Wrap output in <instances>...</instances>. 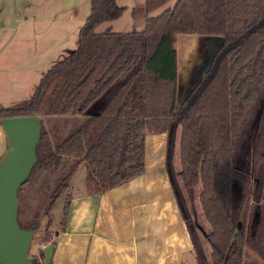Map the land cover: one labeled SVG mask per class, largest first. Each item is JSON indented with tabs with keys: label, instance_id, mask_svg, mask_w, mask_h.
Masks as SVG:
<instances>
[{
	"label": "trees",
	"instance_id": "16d2710c",
	"mask_svg": "<svg viewBox=\"0 0 264 264\" xmlns=\"http://www.w3.org/2000/svg\"><path fill=\"white\" fill-rule=\"evenodd\" d=\"M170 1L145 0L146 16ZM123 12L116 0H90L75 50L41 76L28 100L0 107V119L31 115L82 119L60 141L54 136L48 139L41 129L38 160L32 170L37 166L59 169L71 161L62 169L46 211L82 164V193L109 189L141 174L146 133H166V170L197 264H258L245 260L250 238L244 224L238 227V216L241 206L245 213L251 208L245 193L250 167L255 164L253 143L261 140L264 127V0H175L171 8L147 17L141 31L96 32L99 25L119 19ZM179 34L224 40L205 74L176 110L174 38ZM194 48L191 44L185 50L183 77H188L192 63L199 60L196 53L189 57ZM257 105L261 111L254 129L256 137L254 134L251 139L249 116ZM177 134L178 170L172 165ZM50 140L57 143L48 150ZM177 176L189 194L200 185L198 201L207 230L195 216L193 222L188 219ZM257 177L250 193L261 200L263 167ZM73 195L64 199L60 229ZM49 223L45 241L51 238ZM194 226L201 229L210 246L209 258ZM30 227L37 231L40 225L36 222ZM259 237L264 245V213Z\"/></svg>",
	"mask_w": 264,
	"mask_h": 264
},
{
	"label": "crops",
	"instance_id": "0c3cea01",
	"mask_svg": "<svg viewBox=\"0 0 264 264\" xmlns=\"http://www.w3.org/2000/svg\"><path fill=\"white\" fill-rule=\"evenodd\" d=\"M126 1L116 0L124 12L112 23L118 22L128 11ZM89 2L27 0L23 3L25 8L21 14L11 10L14 3L8 4L7 12L3 6L1 13L10 14L9 17L17 24L32 21L61 23L56 29V37L63 38L71 33L78 34L89 14ZM6 3L7 0H4L3 5ZM106 30L125 33L121 27L117 31L111 27ZM174 40L177 110L203 76L198 75L203 69L199 66L197 68L201 70L196 76L192 71L188 77L182 76L180 66L185 50L191 44L197 49L203 44L207 47L202 49L210 48L211 43L216 45L219 40L182 34L176 35ZM197 55L199 57V53ZM144 144V171L141 174L109 189L73 195L67 203L64 227L55 230L52 246L42 250L39 264H190L192 253L196 260L191 235L166 170L167 135L147 132ZM5 148L6 140L0 126V157ZM172 165H180L178 134L172 152Z\"/></svg>",
	"mask_w": 264,
	"mask_h": 264
},
{
	"label": "rangeland",
	"instance_id": "374dc122",
	"mask_svg": "<svg viewBox=\"0 0 264 264\" xmlns=\"http://www.w3.org/2000/svg\"><path fill=\"white\" fill-rule=\"evenodd\" d=\"M27 0H7L3 5L4 0H0V107H13L22 104L30 98L34 88L38 84L41 76L51 68L56 62L68 56L76 48L77 33H71L70 36L63 38L56 37V29L61 23H48L40 21H32L26 23H15L11 19L10 14L1 13L3 6L6 7L9 3L13 4L12 11H19L21 14L24 11L23 3ZM129 4L128 11L116 23L107 22L99 25L96 32L100 33L111 27L113 31H117L119 27L124 29V32L141 31L144 28L145 20L147 17H155L167 8H171L175 0L146 16L145 14V0H127ZM19 3V4H18ZM122 3V2H121ZM10 8V7H9ZM13 17V16H12ZM201 39H207L208 36H198ZM219 42L211 43L210 48L203 44L198 49H190L189 57L193 54L199 53V62L193 64L191 71L197 74V71H202L198 74L200 77L207 70L211 63L212 53L218 50V47L223 43V37H211ZM206 41V40H205ZM208 46L210 42L207 43ZM201 48V50H200ZM220 48V47H219ZM175 49V40H174ZM211 49V50H210ZM176 52V51H175ZM184 56L181 58L183 65ZM180 62V59H178ZM181 68V66H180ZM197 75V76H198ZM199 77V78H200ZM261 106L257 105L249 116L251 127L249 129L251 139L253 135L256 137L257 121L260 115ZM42 130L47 134V138L51 139L53 136L57 141H60L63 136L68 134L73 128L74 124L82 119L75 117H57V116H41ZM261 140L253 143L255 164H253L251 176L249 178L248 191L245 196L249 198L251 208L246 213L244 206L239 210L238 227L244 224L246 234L250 240L246 246L245 260L247 263L264 264V245L260 244V237L258 238L259 223L264 213V199L255 200L254 179L257 177L260 168L264 169V127L261 128ZM57 141L50 140L48 150L53 149ZM71 163L67 160L64 166L59 169H53L46 166H37L29 175L27 182L20 186L18 189L19 196V209L18 220L23 228H31L33 223H39L40 228L34 233L30 241L28 254L34 257L36 264H39L42 250H48L53 243V235L55 230L60 229L59 221L63 216V207L65 198L68 194H77L85 189L83 178L85 175L84 164L80 165L74 174L70 184L66 187L62 195L48 209V204L51 201V195L55 185L61 177L62 169L66 168ZM263 165V166H262ZM176 170L180 166H174ZM64 171V170H63ZM180 184V189L183 201L186 207L187 216L190 222H193L194 216L203 230H207L208 224L203 214L202 208L198 201V193L200 192V185H197L194 190L189 194L183 187L180 177L177 176ZM251 192V193H250ZM264 193V185L262 194ZM248 200L245 199L244 202ZM245 213V214H244ZM49 223L48 232L51 235L49 241L43 240V235L46 225ZM195 227V226H194ZM195 235L198 242L201 244L204 255L209 258L210 246L200 228H194ZM42 239V240H41ZM43 245L45 246L43 249ZM48 248V249H47ZM1 264V263H0ZM190 264H197L194 255L190 258Z\"/></svg>",
	"mask_w": 264,
	"mask_h": 264
},
{
	"label": "water",
	"instance_id": "95a60500",
	"mask_svg": "<svg viewBox=\"0 0 264 264\" xmlns=\"http://www.w3.org/2000/svg\"><path fill=\"white\" fill-rule=\"evenodd\" d=\"M0 126L6 140L0 157V263L34 264V257L28 251L36 227L23 228L19 223L18 189L38 160L36 147L41 136V118L7 117L0 119Z\"/></svg>",
	"mask_w": 264,
	"mask_h": 264
},
{
	"label": "flooded vegetation",
	"instance_id": "af4514ba",
	"mask_svg": "<svg viewBox=\"0 0 264 264\" xmlns=\"http://www.w3.org/2000/svg\"><path fill=\"white\" fill-rule=\"evenodd\" d=\"M34 264H36V260L34 259Z\"/></svg>",
	"mask_w": 264,
	"mask_h": 264
}]
</instances>
